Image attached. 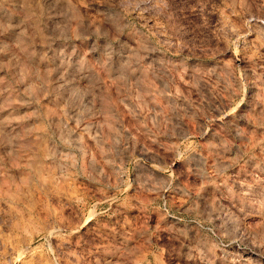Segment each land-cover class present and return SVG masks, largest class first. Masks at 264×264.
<instances>
[{
  "label": "rangeland",
  "instance_id": "374dc122",
  "mask_svg": "<svg viewBox=\"0 0 264 264\" xmlns=\"http://www.w3.org/2000/svg\"><path fill=\"white\" fill-rule=\"evenodd\" d=\"M0 264H264V0H0Z\"/></svg>",
  "mask_w": 264,
  "mask_h": 264
}]
</instances>
